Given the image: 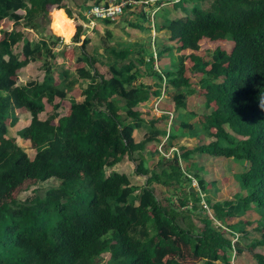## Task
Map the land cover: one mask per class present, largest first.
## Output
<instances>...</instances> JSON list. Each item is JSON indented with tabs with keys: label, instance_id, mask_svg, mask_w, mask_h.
Instances as JSON below:
<instances>
[{
	"label": "trees",
	"instance_id": "1",
	"mask_svg": "<svg viewBox=\"0 0 264 264\" xmlns=\"http://www.w3.org/2000/svg\"><path fill=\"white\" fill-rule=\"evenodd\" d=\"M103 1L86 4L90 9ZM198 1L202 0L168 2L174 8L162 14L161 24L155 19L171 43L152 41V35L119 49L108 43L109 62H99L93 52L77 45L83 52L76 55V62L82 65L71 69L58 60H65L69 50L54 52L61 38L51 33L47 38L39 21L55 8L51 15L69 18L63 0H0V264H183L160 259L155 239L162 235L161 228L190 245L199 259L195 264H219L220 251L231 264L228 248L235 250L237 259L244 243L240 245L239 237L233 243L229 237L236 235L233 231L246 239V248H264V217L251 229L252 222L241 223L240 218L253 203L264 209V0H213L210 8ZM160 5L156 12L164 8ZM4 20L12 27L1 26ZM28 29L41 36L29 39ZM83 31L81 23L73 33L74 43L81 41ZM204 38L228 40L232 46L210 52V59L204 60L198 52ZM173 45L192 50L191 66L174 54ZM39 60L42 73L19 83L22 70ZM212 64L214 75L208 68ZM76 78L83 91L80 99L68 96ZM155 78L157 82L150 84ZM163 93L168 94L165 111L170 110L172 118L169 113L154 117L150 134L131 141L136 129L146 124L144 111L137 106ZM200 94L205 97L202 120L191 105ZM16 108L31 116L32 127H23L18 134L39 140L33 157L10 135V127L19 120ZM185 112L195 119L185 120ZM157 121L170 125V130L159 129ZM161 135H168L170 143L190 135H199L200 140L175 151L173 159L180 158L179 162L161 156L157 165L148 167L147 155L161 153L158 147L149 150L148 143H163ZM199 154L241 160L245 168L239 181L246 192L237 199L214 200L208 193L211 181L190 166ZM126 160L134 163L133 175L147 174L141 187L116 169ZM78 170L83 177L66 176ZM31 178L44 193L36 191L23 201L3 200ZM154 182L182 190L180 204L186 207L192 201L193 207L184 212L168 208L152 187ZM203 199L214 217L206 214ZM194 207L205 213L200 220L208 228L194 223ZM231 217L237 220L231 222ZM256 231L261 235L253 238ZM254 257L257 264H264V254Z\"/></svg>",
	"mask_w": 264,
	"mask_h": 264
},
{
	"label": "rangeland",
	"instance_id": "2",
	"mask_svg": "<svg viewBox=\"0 0 264 264\" xmlns=\"http://www.w3.org/2000/svg\"><path fill=\"white\" fill-rule=\"evenodd\" d=\"M112 1L117 2V0H112ZM128 1H129L128 4H130L131 7L130 8L126 7L124 13L114 19V23L111 24L113 26L112 29L107 26H99L96 24L93 25L92 22L87 24L89 20L86 18L85 11H87L89 5L75 7L72 0H70V3L64 1L62 3V6L65 7V9L68 10L69 12L68 16L69 18L72 19L76 27L75 33L77 30V26L82 23L81 20L87 21L86 25L84 24L85 22L83 23L84 31L83 34L81 35V41L78 42L77 44L73 42L74 29L67 15H59V14L51 15V12L55 10L53 9L48 13L47 18L40 17L39 21L43 25V27L41 28V31H43L42 33L45 36H47V38L48 36H50V33L53 34L55 37L61 38L59 42L55 43L54 52L56 54H59L60 50L63 49L69 50L66 53L67 56L66 59L62 60V58L59 57L58 58L59 62L63 64L64 63L67 64V66L71 69L79 68V66H81L82 63L76 62V55L82 53L83 50L80 49L77 45L85 46L86 49H88L90 52H93L95 56L99 59V62L101 61L109 62L110 60L108 56L109 51L106 49V45L108 43L111 46H117L119 49V48H124L126 44L132 42L131 39L136 38L137 42H143L144 40L149 38L150 35H152V41H155V39H157V41L162 40V42L164 43H171L167 35L168 33L165 31V29H162L164 30L162 32H156L155 23L161 22V19L163 18L162 14L164 15L167 14V12L170 9V6L174 8L172 4L168 5L166 3L168 2L172 3L174 1L177 2L178 0H158L157 3L161 4L160 6H164L166 4V6H164V8L162 7L158 12H156L157 11L156 8L155 10H153L154 7L157 6V3L155 4V6L150 5L151 2L154 3L156 0H147V2L143 0V1H137L136 3L134 2V0H128ZM199 3L204 8H210L213 3V0H202ZM187 6L190 7L191 4H188ZM178 9L179 11H177V13H180L181 7L179 6ZM70 10L74 11L72 12L73 15L71 14ZM19 11L22 14L25 13V10L23 9ZM155 19H157L156 22ZM93 20L97 21V23L101 22V20L99 19H93ZM1 26L9 29L12 27V24L8 20H4L1 22ZM108 30L111 31V35L108 34ZM28 31H29V39L31 40H34L35 38L41 36V34L39 35V32L37 30L28 29ZM86 39H89V42L85 41ZM200 43H201V48L198 52L203 55L204 60L210 59V52H213L217 49L229 50L232 46V43L229 42L228 40L211 41L207 38L202 39ZM153 45L155 47V44ZM173 46L175 47L176 45ZM173 52L175 55H178L180 59H184L186 61L187 66H191L193 64L191 60V53L193 52L191 49H187L183 51L180 48L175 47L173 49ZM169 53L166 54L167 57H170ZM167 57L165 59L166 61L169 60V58ZM42 61L43 60L33 62L29 67L24 68L20 74L19 83L28 82L31 78H34L38 74H41L42 70L39 68V66H41ZM166 65H170V62L166 63ZM214 66L215 64H212L208 67L209 69H212V75L215 74ZM157 68H158V63H157ZM76 81H74L73 87L69 89L68 96L76 99H80L83 91L80 89L81 83H79L80 82L79 79L76 78ZM145 81H147V79H145ZM153 82H157V79L155 78V81H151L149 83L154 84ZM168 98H169L168 94L163 93L160 97L154 98L146 103L139 104L137 106L139 109H142L144 111L143 117L146 120V124H144L142 128L136 129L134 134L130 136L131 141H141L147 136V134L148 135L150 134L151 128L149 125H150V121L154 117L160 118L162 115L169 113L170 118H172L173 114L171 113V111L170 110L165 111L166 109L165 107L168 106V100H167ZM204 100L205 97L202 94L195 96L193 99H191V105L193 106V108L197 111L199 110L197 117H199L200 119L202 118L200 109L204 105L203 104ZM68 102L69 100L67 99V101L65 102L66 106H68L69 104ZM48 110L51 111V106L48 107ZM123 110H125L124 107ZM16 113L19 116V120L15 126L10 127V135L13 137L14 140H17V142L25 148V150L31 157H33L34 156L33 153L35 150L34 148L39 143V140L34 138L32 135L28 136V139L26 140L21 138L18 134L19 129L26 126H29V128L32 127L31 116L29 115V113L26 112L24 108H16ZM184 114H185L184 116L185 120L191 122L195 119L194 118L191 120L189 115L190 113L188 112L187 113L185 112ZM7 122H10V119H8ZM156 125L159 129L167 128L168 131L170 130L169 128L170 125H166L162 121H157ZM198 129L201 130V125L198 127ZM199 134L203 136L202 132L200 131ZM160 137H162L163 143L161 144H158L156 142L148 143L147 148L149 150L150 149L155 150L158 147L161 152L160 154H156L153 156L147 155L146 166L148 167L152 168L155 165H157L161 160V156H164L167 160H169L170 158L169 161H172L173 163H175L176 161L179 162L180 158L177 160L173 159L174 157L173 154L175 153V151L180 152L182 146L185 147L196 146L200 140L199 135L198 136L190 135V136H182L177 140H174V143H170L171 141L169 142L168 135H161ZM169 161H167L166 163L169 164ZM193 163L190 164V166L194 167V169L196 170H199L204 175V179L206 181H211L209 184V192L211 191L210 196L213 197L214 200L223 202L224 200L230 199L231 197L237 199L241 197L244 192H246V189L242 188L239 181L240 173L241 171H243V168H245V165H243V162L241 160L237 158H220L207 154L206 155L199 154L198 158L196 160H193ZM183 166L187 168L186 167L187 165L184 164V162H183ZM116 169L120 171H125L130 176H132V182L138 187H141L143 184L146 183L147 174L144 175L132 174L134 169V163L131 162L130 160H126L125 162L118 164L116 166ZM72 175H78L83 177L84 172L78 170L72 173H68L66 176L70 177ZM34 180H35L34 178H31L30 180L24 182L19 187L13 188L3 196V200L9 201L10 199L15 198L17 200L23 201L26 199L27 196L33 194L36 191L38 193H44L45 192L44 189H42L39 186H36ZM189 186L187 187L189 188ZM152 187L154 188L156 194L160 198H162L164 205L167 206L168 208L171 207L173 209H176L178 212L179 211L184 212L183 210L189 209L194 205L192 201H190L186 207H183L180 204V196H182V190H177V191L169 190V188L165 187L160 182H154L152 184ZM139 190L140 189L136 190V192H134V194L132 195L131 197L132 201L137 198L139 194ZM201 204L206 208L207 210L206 214L214 217L213 212L209 207L210 204L208 203V201H205L203 199ZM193 210H195V207ZM203 214L205 213H202L199 210H195L194 223L206 229L208 227L206 225L204 226V224H202L200 220V217L204 216ZM263 217H264V209L258 206L257 203H253L250 210H248V212H246L244 216H240V218H242L241 223L243 222L245 223V221L252 222L251 225H248L250 229L253 228L254 226H258L259 223L263 221ZM236 220L237 219H235L234 217L230 218L231 222L232 221L234 222ZM214 224L220 226L221 221L214 220ZM227 229H228L227 227H223V231L225 232V235L228 236ZM161 230L163 231L162 235H160L155 239V243H158L160 247L159 257L160 259L163 260V262L178 260L183 264H195L197 260H199L193 255L190 245L184 243L181 239L175 237L174 235L169 233L166 229L161 228ZM233 232L236 235L229 233V237L232 238L233 243L235 242V244H237L238 242L237 240L239 237L240 242H242L240 243V245L241 244L243 245L244 243V251L236 259L235 250L228 248V254L229 255L231 254V264H257V260L254 256L257 253L264 254V248L260 246L256 247V245H252L250 249L246 248L245 247L247 246V244H245L246 239L240 236L241 233L239 232L237 233V231H233ZM253 235H254L253 238L258 237L261 235V232L256 231V233H254ZM220 254L221 256L218 260V263L226 264L225 260L222 258L223 257L222 251H220Z\"/></svg>",
	"mask_w": 264,
	"mask_h": 264
},
{
	"label": "built area",
	"instance_id": "3",
	"mask_svg": "<svg viewBox=\"0 0 264 264\" xmlns=\"http://www.w3.org/2000/svg\"><path fill=\"white\" fill-rule=\"evenodd\" d=\"M134 2H137V0H134ZM128 3V0H120L117 2L107 0V2L105 1L91 7L85 15L88 19L98 18L114 20L115 18L124 13L125 8L129 5ZM82 23H84V21H82ZM192 178L193 183L198 186L197 179L195 177Z\"/></svg>",
	"mask_w": 264,
	"mask_h": 264
},
{
	"label": "crops",
	"instance_id": "4",
	"mask_svg": "<svg viewBox=\"0 0 264 264\" xmlns=\"http://www.w3.org/2000/svg\"><path fill=\"white\" fill-rule=\"evenodd\" d=\"M63 1H67L68 3H70V0H63ZM72 1H73V3H74L75 7H76V6L87 5V4H86V0H72ZM104 1H107V0H104ZM104 1H103V2H104ZM117 1H119V0H117ZM137 1H143V0H137ZM157 1H158V0H157ZM145 2H147V0H145ZM135 3H136V2H135ZM129 5H130V4H129ZM150 5H151V6H153V5L155 6V2H154V3L151 2ZM150 5H149V6H150ZM155 8H156V7H154L153 10H155ZM55 9H56V8H55ZM156 9H157V8H156ZM88 10H89V9H87V11H88ZM87 11H85V12H87ZM76 13H77V12H76ZM85 14H86V13H85ZM87 19H88V18H87ZM93 19H98V18H93ZM93 19H88V20H89L88 22H87V21H84V22H85L84 24L86 25V22H87V24L90 23V22H92L93 25L96 24V25H99V26H107V27H109V28H111V29L113 28V26H112L111 24H110V25H108V24L106 25V23H105L102 19H99V20H101V22H99V23H97V21H94ZM81 21H83V20H81ZM82 24H83V23H82ZM84 24H83V25H84ZM89 25H90V24H89ZM158 25H159V24H158ZM92 28H93V27H92ZM155 28H156V32H162V31H164V30H162V29L159 30V28H158L157 26H155ZM152 30H153V29H152ZM165 31H166V30H165ZM166 32H167V31H166ZM73 33H74V32H73ZM167 33H168V32H167ZM167 35H168V34H167ZM163 36H164V35H163ZM131 41H132V42H130V43H135V44L137 43L136 38L131 39ZM130 45H133V44H130ZM243 165H244V164H243ZM208 193L210 194L211 191L208 192Z\"/></svg>",
	"mask_w": 264,
	"mask_h": 264
}]
</instances>
